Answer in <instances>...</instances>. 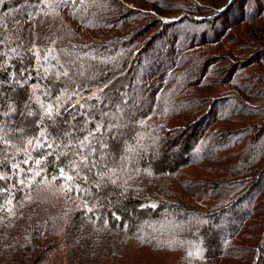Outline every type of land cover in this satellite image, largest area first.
Returning a JSON list of instances; mask_svg holds the SVG:
<instances>
[{
    "label": "trees",
    "instance_id": "obj_1",
    "mask_svg": "<svg viewBox=\"0 0 264 264\" xmlns=\"http://www.w3.org/2000/svg\"><path fill=\"white\" fill-rule=\"evenodd\" d=\"M198 1L126 0L135 8L118 0L0 1V264H215L219 258L263 264L264 200L258 198H264V36L257 38L260 51L248 55L255 38L240 39L232 30L248 24L246 33L264 35V2ZM181 12L208 17L158 19ZM218 21L223 24L209 36L214 41L205 40L211 31L205 29L186 44L182 40L180 55L174 52L178 40L170 45L165 35H151L156 24L177 31ZM152 38L153 45L168 47L167 56L154 58L157 64H148L140 85L125 90L142 94L141 102L147 91L149 106L135 107L122 121L102 117L112 107L93 92ZM215 52L229 71L211 76L223 83H204L216 71ZM191 60L203 74L194 84L203 90L215 85L209 89H217L219 98L205 115L187 117H193L192 143L170 156L169 145L186 136L168 135L173 115L165 105L158 110V98L183 88ZM79 61L85 65L74 70ZM26 63V82L17 83L14 77ZM136 143L141 151L132 148ZM198 148L201 166L185 174ZM80 155L86 171L70 167ZM171 157L178 159L172 167ZM206 161L209 168L202 165ZM98 174L102 186L96 188L91 182ZM170 175L192 177L179 182L200 208L189 209L184 196L181 204L158 196V182ZM80 210L95 227L77 235L70 222ZM258 220L262 224L253 227ZM254 231L257 236L250 237ZM216 233H222L219 246ZM242 249L253 257L241 256Z\"/></svg>",
    "mask_w": 264,
    "mask_h": 264
},
{
    "label": "rangeland",
    "instance_id": "obj_2",
    "mask_svg": "<svg viewBox=\"0 0 264 264\" xmlns=\"http://www.w3.org/2000/svg\"><path fill=\"white\" fill-rule=\"evenodd\" d=\"M1 1V0H0ZM120 3H122L124 6H128L130 8H135V4H131V3H128L126 2V0H118ZM200 1V0H199ZM198 1V2H199ZM202 1V0H201ZM225 0H218V2H223ZM264 2V0H260V2ZM137 3H142V2H137ZM205 3V2H204ZM207 5V4H206ZM222 6V3L219 4L218 7H221ZM138 7V6H137ZM146 11V10H145ZM153 13V11H150ZM152 16H157L153 13ZM169 17H172V18H163V17H158V19H162L163 22H168V21H178L184 17H188V18H192V19H203V18H206L208 16L206 15H197L195 16L194 14L192 13H189V12H181L180 15H174V16H169ZM151 20V18H148V20ZM157 19V18H156ZM149 23V22H148ZM223 23L221 22H217V23H209L208 25H206V28H196L194 26H185L177 31H173V30H169L168 27H166L165 25H159V24H156L158 25V27H155V25L153 26H149V27H155L153 28L154 30H152V37L153 38H157L158 36H163L165 35L164 37V41H167L170 45H172V40H178L179 41V44H177V46L179 47H176L174 50V52L177 54V55H180V50L182 49H179L180 46L182 47L183 46V41L185 40V44L188 43L191 39L193 38H197L198 36L197 35H201L202 32L206 29H211V31H209V34L205 37V40L210 42V41H214V37H209L210 35L213 34V32L217 31L218 28H220V26L222 25ZM214 25V26H213ZM248 24H246L245 26H241L240 28H235L232 30V32L234 33V35L240 37V39H253L255 38L253 42L254 46L256 47V49H250V50H247L245 53L248 54V55H253V54H256L258 53L260 50L257 48L258 46L260 45H263V42L259 41V37H263L264 35H261L259 34L258 32H254V35H250V32L249 33H246V31H251L249 30V27L247 26ZM205 27V26H204ZM255 30V29H254ZM153 38L148 40V42L146 41V43H144L140 48H139V51L140 53H132L131 55V61L130 63L124 68V70L119 73V74H114L107 82L106 84H104L103 86L97 88L94 92H93V95L96 94L99 96V98L101 100H103L104 102H106L109 107H112V109L110 110H103V112H101L100 114L102 115V117H107V115H111L112 119L114 120L115 117H117L118 119L121 120V118H123L124 116L127 115V113H131L134 111V108L135 107H141L143 109H146L149 104H150V95H146L148 94L147 91H145V95L143 96L144 100L141 102L140 99H142V94L141 95H133V93H131V91H125L126 89H128L130 86H132L133 84H138L140 79H142V74H143V71H147L146 68L149 67V63L150 64H157V61H155L154 58L156 57H159V56H162L163 54L166 55V53L164 52L165 49H167L168 47H163L161 44H154L153 45V42L151 43V41H153ZM183 40V41H182ZM251 41V40H250ZM198 42V40H197ZM151 43V44H149ZM161 45V46H160ZM165 45V44H164ZM169 45V46H170ZM188 46V45H187ZM217 46H213V48H216ZM261 47V46H260ZM226 52H224L225 55L229 54V48L228 49H224ZM182 52V51H181ZM190 53V52H188ZM237 53V52H236ZM241 53V52H240ZM220 53L219 52H215V55H213L214 59L216 62H218L217 64H215V69L216 71L215 72H212L211 71V75L210 76H207L205 78V81L204 83H212L213 81H217V83L221 82L223 83V78L221 76H217V77H211L213 74L215 73H224L226 71H229V68L227 66H224L221 62H219V59H220ZM222 56H224L223 54H221ZM167 56V55H166ZM164 56V58H168ZM194 56V54L192 55ZM196 56V55H195ZM93 57H95L93 55ZM97 59H99L100 57H96ZM158 59V58H156ZM197 59V58H196ZM74 62V60H73ZM138 63L137 67L135 66L136 64ZM194 61H190V63L187 64L186 66V69H184V71L187 73V76H188V81H191L192 84L189 85L188 87V90L186 89V86H187V83H189L188 81H186L187 79H184L182 80V84H183V88H179L177 90H173L175 92H170L167 94L164 95V97H159L158 98V101H159V105H158V110H160L161 106L165 105L167 106V113L166 114H169V115H173V117L171 118V122H169V124H167V129L166 131H171V133L169 132L168 135H171L170 137L172 139L175 138L176 134H182L184 136H186V138L184 137L183 140H178L176 141L177 139H174V142L171 143L169 145V154L170 156H175L177 153L181 152L182 150V145L183 144H187L188 141H190L192 143V140H193V136L194 134L191 135V130H189V126L191 124L190 121L192 120V118L189 120L187 119V117H190V115H195L194 117H199V116H202V115H205L207 109L209 110L210 107H213L217 102L218 98H219V95L217 93H215V91L217 89H209L210 87H213L215 85H209L208 87H206V89L208 90H203L202 88L198 87L197 85H195V81L199 82L200 78H202L203 74H202V71L198 68H196L194 66ZM71 65V64H70ZM83 65H85V63L83 64V62H78L77 65H75V69L74 70H79ZM214 65V64H213ZM134 67V68H133ZM151 67V66H150ZM23 70L24 72L23 73H20L18 72L15 77H14V81H16L17 83L18 82H26V79H27V75H25V71H27V63L25 66H23ZM163 71V70H161ZM253 72V71H252ZM134 74V76H133ZM146 73H144L145 75ZM149 74V73H147ZM206 74V73H205ZM146 81L147 84L149 85V81L147 78H146ZM140 85V83H139ZM134 91V90H133ZM121 92H124L125 94L123 95ZM130 94V95H129ZM119 95V97L117 96ZM121 95V96H120ZM128 95V96H127ZM222 95V94H221ZM117 97V98H116ZM127 97H129L130 99H127ZM122 100H129V103L128 105L125 104V105H122ZM154 102V101H153ZM98 104V103H97ZM220 107V106H218ZM128 111V112H127ZM144 112V111H142ZM197 114V115H196ZM122 121V120H121ZM188 121V122H187ZM247 121V120H246ZM126 124V122H123ZM124 124V125H125ZM129 129L126 130V133L129 132L132 133V125H127ZM126 126V128H127ZM242 127V126H241ZM193 133V132H192ZM133 135V134H131ZM126 136V135H125ZM188 137V138H187ZM98 138V134L95 136L92 137V142L95 143V140H97ZM77 144H81V142H76ZM129 143L127 142L123 148L127 149V147L129 146L128 145ZM67 146L68 147H72L73 148L75 147L74 145H72L70 143V141L68 140L67 142ZM132 148H136L138 150H142V145L140 144H135V145H132ZM192 157L194 158L193 162L191 161L189 163L190 167L189 168H186V173L185 174H188L191 170L192 172H194L193 170L194 169H198L200 168V155L202 154V150L201 148L197 149V150H194V152L192 153ZM174 157H171L168 161V166L172 167L174 166L175 164H177V161L178 159L177 158H174ZM82 165H84V157L82 155L80 156H76V158L74 159L73 162L70 163V167L73 168V169H76L75 167L78 166V168H81ZM95 165L97 166L98 163ZM203 166L204 165H207L206 167H210V162L206 161L205 163L202 164ZM214 166V165H212ZM98 168L99 167H103L102 165H98L97 166ZM83 168V167H82ZM84 171L87 170V168H83ZM198 171V170H197ZM99 172V171H98ZM102 175L101 174H98L94 180L91 182V185L94 186V187H101L102 186ZM191 178L190 179H187L185 177H181V176H178L177 178L173 177V175H170L169 177H164L162 178L159 182H158V185H157V188H158V196L163 199V200H166V201H169V202H173L175 204H181L183 203L182 200H181V196H184L185 199L189 200L190 201V207L189 209L191 208L192 211H195V209L197 210L198 207L197 206V203L193 200V196H189V191H190V188H185L183 189L182 188V185L180 182L184 183L185 182H191ZM180 181V182H179ZM186 192H188V194L184 195ZM256 193H258V191H256ZM257 195V194H256ZM180 196V197H179ZM76 197L75 193L74 192H71L70 193V198L72 200H74ZM260 199L259 201H263L264 198H258ZM242 209L245 210V205L241 207V209H239V212H242ZM3 210V207L0 206V212ZM264 211V209L262 210ZM227 222V221H226ZM234 222V221H233ZM235 223V222H234ZM254 225H256V223H261L259 220L258 222H253ZM229 223L227 222L226 223V226H228ZM87 226H92L93 228L95 227V222L94 220L91 218V216L89 215V213L86 211V210H80L72 219H71V222H70V228L71 230L74 232V234H79V232H81V230H83L84 228H86ZM225 229V228H222V230ZM218 231V230H217ZM220 231V230H219ZM226 232H228V229L227 231L226 230H223ZM250 233V237L253 236H257L258 233H256L255 231L254 232H249ZM217 234V233H216ZM108 236H112V234H108ZM221 236V237H220ZM216 238H218V245H220V239L222 238V233L219 235L217 234ZM116 241L120 240L119 237H115L114 238ZM113 241V240H112ZM249 243V242H248ZM110 246L113 247L114 249V252L117 253V250L114 246V244H112L110 242ZM241 253V256H244L246 257V259H251L250 257H253L251 256L250 254V251L249 250H241L240 251ZM264 257V256H263ZM262 257V258H263ZM207 261V260H206ZM204 261L203 263L204 264H207V262ZM215 261H218L217 263L215 264H236L234 263V261H229L228 258H219V259H215ZM71 262V260L69 261V263ZM73 264H77V262H73ZM263 264H264V260H263Z\"/></svg>",
    "mask_w": 264,
    "mask_h": 264
}]
</instances>
